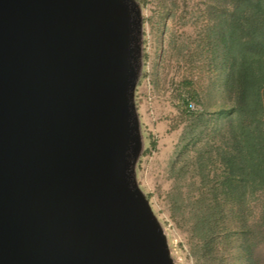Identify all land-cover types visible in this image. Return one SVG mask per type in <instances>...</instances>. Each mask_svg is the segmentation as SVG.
Here are the masks:
<instances>
[{"label": "water", "instance_id": "95a60500", "mask_svg": "<svg viewBox=\"0 0 264 264\" xmlns=\"http://www.w3.org/2000/svg\"><path fill=\"white\" fill-rule=\"evenodd\" d=\"M135 0H0V264H175L139 187Z\"/></svg>", "mask_w": 264, "mask_h": 264}, {"label": "trees", "instance_id": "16d2710c", "mask_svg": "<svg viewBox=\"0 0 264 264\" xmlns=\"http://www.w3.org/2000/svg\"><path fill=\"white\" fill-rule=\"evenodd\" d=\"M138 3L153 5L155 35L174 26L171 0ZM177 5L191 16L186 29L172 26L168 32L184 36L181 56L192 77L184 78L185 85L200 97L193 86L205 71L221 101L188 112L181 97L164 203L187 235L197 264H257L250 234L255 223L260 232L264 227V0H178ZM144 138L143 156L156 147L152 133Z\"/></svg>", "mask_w": 264, "mask_h": 264}, {"label": "rangeland", "instance_id": "374dc122", "mask_svg": "<svg viewBox=\"0 0 264 264\" xmlns=\"http://www.w3.org/2000/svg\"><path fill=\"white\" fill-rule=\"evenodd\" d=\"M135 1L138 3V0ZM171 1L172 17L170 18L176 20L175 24L172 23L176 26L173 31L176 28L186 29L191 16L184 14L178 7V0ZM139 7L142 20L140 72L135 87L134 102L139 118L142 148L135 164L136 180L163 229L173 262L175 264H197L187 235L170 218L163 196L169 188V160L179 135V129H174V124L177 116L176 107H182L181 97L189 98L202 109V105L209 106L220 102L221 95L212 76L202 71L199 74L200 78L196 79L197 84L193 86L200 92V97L195 98L184 80V78H192L185 70L181 56L184 36H180L177 32L173 33V31L169 35L168 32L173 26L170 25L171 23L168 24V31L162 36L155 35L152 25L156 21L153 5L148 4L145 8ZM145 132L154 135L156 147L148 155L143 156ZM255 214L259 215L257 210ZM256 215L253 217L258 221ZM250 235L253 245L252 254L256 256L257 264H264V227L260 232L255 223Z\"/></svg>", "mask_w": 264, "mask_h": 264}, {"label": "built area", "instance_id": "2783aa9c", "mask_svg": "<svg viewBox=\"0 0 264 264\" xmlns=\"http://www.w3.org/2000/svg\"><path fill=\"white\" fill-rule=\"evenodd\" d=\"M186 110L188 112H194L201 110V107L196 104L194 101L190 100L189 98H186Z\"/></svg>", "mask_w": 264, "mask_h": 264}]
</instances>
